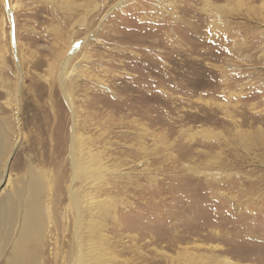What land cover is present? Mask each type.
I'll use <instances>...</instances> for the list:
<instances>
[{
    "label": "rangeland",
    "instance_id": "1",
    "mask_svg": "<svg viewBox=\"0 0 264 264\" xmlns=\"http://www.w3.org/2000/svg\"><path fill=\"white\" fill-rule=\"evenodd\" d=\"M50 1L60 2L0 0L1 139L14 136L13 42L24 72L19 100L30 104L11 162L23 153L49 179L64 176L69 184L73 116L55 60L78 48L67 68L68 81L80 85L76 133L107 165L106 182L93 191L110 206V215L97 217L105 218L103 253L110 254L102 263L264 264V0H123L103 20L106 11L92 19L89 40L80 27L69 39L71 28ZM119 1L108 0L104 10ZM85 76L104 86H86ZM51 101L64 124L54 138L41 133L37 111L51 119ZM57 139L65 142L54 149ZM25 170L12 168L11 177L21 180ZM77 188L83 195L86 182ZM54 207L68 219L53 230L47 264H74L72 203Z\"/></svg>",
    "mask_w": 264,
    "mask_h": 264
},
{
    "label": "bare ground",
    "instance_id": "2",
    "mask_svg": "<svg viewBox=\"0 0 264 264\" xmlns=\"http://www.w3.org/2000/svg\"><path fill=\"white\" fill-rule=\"evenodd\" d=\"M88 1L60 0V2H55L54 4L50 1L52 3L51 5H54L56 8L62 11V19L64 20V23L69 24L71 28V32L68 36L69 39L78 37L79 34L76 29L77 27H80L82 31H85L84 33L86 35V39L89 40L91 38L90 31L92 29V19L96 17L101 11H106L104 14L101 13L103 20L115 8L121 6L123 2V0H120L117 3L109 5L108 8L104 10L105 5L108 4V0H102L104 4L101 6L97 5L98 3L92 4L91 1ZM8 13L10 16L13 14L12 17L14 18V21H16V12L13 13L12 8L8 9ZM101 25L102 21L100 22L99 27ZM34 41H36V39ZM12 45L17 62V73L19 80L16 89H18L19 95L16 96L17 100L15 101V105L12 107V110L14 111L13 124L11 127H9L11 128L10 132L14 136L12 139H5L6 141L1 139L0 136V260L2 261V264H47L48 259L46 255V249L48 248L49 243L52 241L53 230L57 231L60 227L59 225L64 227L65 225L63 222L65 221L66 224L68 219L67 215H61V211L56 210L54 203L57 202V205H62V203H64L67 198L72 203V208L74 210V255L77 256L76 259L73 258L74 264H87L86 255L82 253V248L86 244L85 242L89 243V245L87 244L88 246H91L89 254H91L90 259L92 260V264H103L102 260L109 257L110 254L108 252L105 254L103 253V249H106L104 248L105 235L102 233L105 218L100 220L97 219V217L98 214H102L104 217H107L110 206L105 201H98L97 196L94 195L93 191L97 188L96 185L98 183L105 181V172L103 169L107 168V165L104 162L103 153L94 152V150L88 146L86 141H89L90 139L85 138V136L83 138L81 133H76L78 117L74 111L73 101L77 98V92L80 85L78 80L70 82L68 81L69 75L67 68L69 62L74 58L76 52L78 51V48L71 47L68 52H65L67 55L64 59L55 60L58 62V65L56 66L59 69V72L57 73L56 77L59 89L62 93L61 96L69 106L73 116V122L71 126L72 134L69 145L71 177L69 184L67 185V180H63L64 176L62 179L60 176H54L53 180L49 179V176L46 175V172L43 169H40V167L37 168L31 164V160H29L25 154L21 157L23 153H18V156L15 158V160L11 162L12 155L14 154L13 152L16 151L14 148L19 145L18 143L24 137L23 130L25 129L26 124L24 122L25 118L23 119L21 115H24L28 112L30 105L28 102L23 103L22 100H19L20 92L24 85V72H22L23 70L20 67L21 64L16 52L17 44L15 45V42H13ZM85 58L88 61L90 59L89 57ZM91 62L93 63L92 60ZM55 63H50V68H56ZM5 65V59L0 53V67L4 68ZM80 69L81 76H79V79L84 75L85 68L83 69L81 67ZM38 75L44 77L46 82L50 81L46 75H40L39 73ZM84 78H86L85 80H88L85 82L86 86H89L90 84H96L95 81L104 86V82L98 78L97 80H94L92 76H85ZM93 87L94 86H92V88ZM49 107L51 109V119L44 118L43 109L37 108V111H42V117L40 118L41 133L44 134L49 130L50 132H53L54 138V136L56 137V134L58 137L63 133V113L54 109V102L52 101L50 102ZM33 116L34 118L28 116L26 119L30 117L31 119H35V114ZM4 126H6V124ZM201 134L206 137L208 136L209 132L207 134L206 131L201 130ZM60 139H57L56 143L51 144L54 149L57 148L58 145L64 144L65 141ZM59 150L60 153L57 152V154L60 155L64 149ZM31 152L33 151L31 150ZM44 154L46 153L44 152ZM45 161H49V159L45 158ZM23 166H26V170L24 171L26 173L21 176V180L19 179L20 181L18 180V182L11 177L10 170L12 168L19 170L22 169ZM85 182L86 188L82 191L83 195L79 196V194H77L79 191L77 184H84ZM96 200L98 202H96ZM61 221L62 223H60ZM79 227L81 229H79ZM81 230H85V232L88 234H86L88 239H85L84 237L82 238ZM98 238L100 239L99 244L97 243ZM81 239L82 242L80 241ZM55 246L53 249L56 248L57 250V236L55 238ZM77 254L81 256H78ZM54 258L56 261L58 260L57 252H55Z\"/></svg>",
    "mask_w": 264,
    "mask_h": 264
}]
</instances>
